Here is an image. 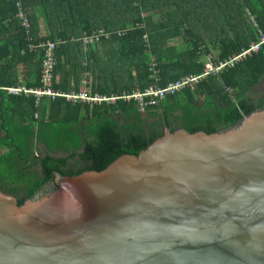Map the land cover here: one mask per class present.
Listing matches in <instances>:
<instances>
[{
    "label": "trees",
    "instance_id": "1",
    "mask_svg": "<svg viewBox=\"0 0 264 264\" xmlns=\"http://www.w3.org/2000/svg\"><path fill=\"white\" fill-rule=\"evenodd\" d=\"M20 1L29 32L17 17V0H0V192L20 205L42 193L55 175L101 172L122 154H138L166 126L213 134L264 107V93L257 91L264 79V46L193 91L147 110L155 119L151 124L135 102L90 108L59 99L43 100L37 108L35 98L3 91L42 88L44 51L30 46L60 39L67 43L56 52L55 89L65 94L80 92L86 81L92 93L109 97L144 92L154 83L153 58L162 88L202 75L209 56L215 65L229 61L249 48L257 30L264 33V0ZM100 29L114 35L89 47L78 41ZM178 39L182 45L174 44Z\"/></svg>",
    "mask_w": 264,
    "mask_h": 264
},
{
    "label": "water",
    "instance_id": "2",
    "mask_svg": "<svg viewBox=\"0 0 264 264\" xmlns=\"http://www.w3.org/2000/svg\"><path fill=\"white\" fill-rule=\"evenodd\" d=\"M0 264H264V107L213 134L166 126L24 205L0 192Z\"/></svg>",
    "mask_w": 264,
    "mask_h": 264
},
{
    "label": "built area",
    "instance_id": "3",
    "mask_svg": "<svg viewBox=\"0 0 264 264\" xmlns=\"http://www.w3.org/2000/svg\"><path fill=\"white\" fill-rule=\"evenodd\" d=\"M18 13L17 17L22 21V25L29 32L30 21L26 12L23 9L20 0H17ZM251 22L255 25L253 18ZM128 29L118 31V35L123 37L127 34ZM114 35L113 32L106 29H100L92 33H84V35L78 40L84 47L96 45L103 40L111 39ZM144 40L148 45V37L144 36ZM66 40L47 41L41 42L39 45H31L30 49L36 51L41 49L44 51V60L42 67V88L39 89H27L24 87H14L3 89L9 96L35 98L37 108L42 106L43 100L57 101L64 99L66 102L77 105L82 104L89 106L90 108L107 106H117L119 102H135L138 110L141 114H146L147 110L151 108H157L159 104L169 97L176 96L183 93L185 90L193 91L201 80L205 79L209 75L217 74L227 66H234L236 63L245 60L253 53H258L262 46H264V33L257 30V38L255 41H251L249 48L243 50L239 55L234 56L229 61L220 63L219 65L213 64L211 57L208 58L205 72L202 75H189L185 78L175 81L168 86L162 88L159 86V71L157 69V62L153 58L150 64L151 79L154 83L146 89L144 92H135L132 95L123 94L122 96H104L100 94L92 93L91 89L85 83L84 88L77 93L65 94L55 89V86L59 83V79L56 76L57 67V50L66 44ZM40 118V114L36 113V119Z\"/></svg>",
    "mask_w": 264,
    "mask_h": 264
},
{
    "label": "rangeland",
    "instance_id": "4",
    "mask_svg": "<svg viewBox=\"0 0 264 264\" xmlns=\"http://www.w3.org/2000/svg\"><path fill=\"white\" fill-rule=\"evenodd\" d=\"M174 44H183V41L181 39H178L174 42ZM210 57V56H209ZM210 59V58H209ZM207 62H208V59H207ZM257 91L261 92V93H264V79L262 80V84L261 86L257 89ZM143 115V118L144 120L146 121V124H151L154 122V118H150V116L146 115V114H142Z\"/></svg>",
    "mask_w": 264,
    "mask_h": 264
},
{
    "label": "flooded vegetation",
    "instance_id": "5",
    "mask_svg": "<svg viewBox=\"0 0 264 264\" xmlns=\"http://www.w3.org/2000/svg\"><path fill=\"white\" fill-rule=\"evenodd\" d=\"M50 189H52V183L49 184L47 187H45L42 191V193H46L47 191H49Z\"/></svg>",
    "mask_w": 264,
    "mask_h": 264
},
{
    "label": "crops",
    "instance_id": "6",
    "mask_svg": "<svg viewBox=\"0 0 264 264\" xmlns=\"http://www.w3.org/2000/svg\"><path fill=\"white\" fill-rule=\"evenodd\" d=\"M21 71H23V66L20 67V72H21ZM58 79H59V77H58ZM87 83H88V81H86V84H87ZM84 85H85V83L83 84V88H84ZM87 85H89V83H88ZM21 87H22V86H21ZM24 88H25V87H24ZM83 88H82V89H83ZM82 89H81V90H82ZM81 90H80V91H81Z\"/></svg>",
    "mask_w": 264,
    "mask_h": 264
}]
</instances>
